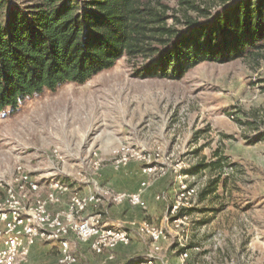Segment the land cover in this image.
Segmentation results:
<instances>
[{"label":"rangeland","instance_id":"rangeland-1","mask_svg":"<svg viewBox=\"0 0 264 264\" xmlns=\"http://www.w3.org/2000/svg\"><path fill=\"white\" fill-rule=\"evenodd\" d=\"M168 2L179 8L178 0ZM198 4L220 8L222 2ZM141 64L125 57L82 86L65 84L24 100L16 111L6 109L0 114V174L8 180L23 164L33 176L57 174L77 192L97 185L126 195L119 205L103 201L99 211L150 247L139 224L161 228L157 264H172L170 258L182 264L179 242L201 260L213 235L217 253H230V238L238 235L241 254L250 257L249 203L264 196V61L205 62L182 80L143 79L136 76ZM190 188L196 193L184 208L182 195ZM139 191L144 208L129 202ZM181 212L189 227L177 229ZM55 243H37L27 264H59ZM73 245L78 264H93L90 245Z\"/></svg>","mask_w":264,"mask_h":264},{"label":"trees","instance_id":"trees-1","mask_svg":"<svg viewBox=\"0 0 264 264\" xmlns=\"http://www.w3.org/2000/svg\"><path fill=\"white\" fill-rule=\"evenodd\" d=\"M221 2L0 0V114L125 57L142 60L138 77L172 80L205 62L264 61V0Z\"/></svg>","mask_w":264,"mask_h":264},{"label":"built area","instance_id":"built-area-1","mask_svg":"<svg viewBox=\"0 0 264 264\" xmlns=\"http://www.w3.org/2000/svg\"><path fill=\"white\" fill-rule=\"evenodd\" d=\"M54 156L63 159L59 151H54ZM93 166L98 170L100 162L96 161ZM4 176L0 174V264H27L37 242L58 243L59 264L79 263L74 243L90 244L96 255L106 254L110 262L116 260L120 246L132 244L127 230L118 225H106L103 212L99 211L103 201L110 199L119 205L126 200V195L111 194L110 190L97 185L93 191L77 192L57 174L33 176L23 164L15 167L8 180ZM142 187L145 188L146 184ZM195 193L194 188L185 190L182 195V201H186L182 205L184 208ZM66 197V206L51 212L52 206L61 205ZM129 202L134 207H145L140 191L130 195ZM173 209L174 214L178 208ZM188 219L187 214L175 219L177 229L189 227ZM139 232L149 238L153 246L150 255L134 264H157V254L162 250L161 241L165 239L164 231L142 222ZM178 246L182 264H212L209 260L191 258L190 248L185 242H179ZM227 264L238 263L229 261ZM243 264L253 262L248 258Z\"/></svg>","mask_w":264,"mask_h":264},{"label":"crops","instance_id":"crops-1","mask_svg":"<svg viewBox=\"0 0 264 264\" xmlns=\"http://www.w3.org/2000/svg\"><path fill=\"white\" fill-rule=\"evenodd\" d=\"M68 201V197L64 198L62 206L65 207ZM251 207V211L254 213L252 215V227L253 231L250 233L247 238L245 239V242L250 243V249H251V255L248 257L250 260L253 261V264H264V196H257L254 199V202L252 200V203H249ZM255 208V209H254ZM256 211V213H255ZM259 215V217H258ZM105 224L108 226H111L110 222L107 220H104ZM127 232L130 235L131 238V245L124 247L120 246V248L116 251V260L115 261H108L106 259L107 255L104 254L103 256L96 255L93 250L90 247V253L87 255V257L93 261V264H104L105 262L108 264H134L137 261L143 260L147 253L150 252L152 249L149 246V243L145 242V238L141 240H134L136 232H134L131 228H126ZM147 238V237H146ZM238 235L231 236L230 240L232 243H235V246L232 247V251L230 253H226L225 255L221 253H217L216 250L217 247V236L213 235L209 241V247L211 250H208V252L204 253L203 256H196L197 258L203 260L204 258H207L212 264H227L229 261H235L238 264H243L248 259L244 254H241L239 250L238 243L240 240L238 239ZM149 241H151L149 238H147ZM133 241V242H132ZM39 243V242H37ZM212 243V246H211ZM37 245V244H36ZM36 245L33 249H36ZM54 247L58 249V258L60 255V245L58 243L52 244ZM32 249V250H33ZM32 253V252H31ZM203 257V258H200ZM57 258V260H58ZM192 258V257H191ZM211 258V259H210ZM195 260V259H194ZM169 262L172 264H179L178 258H170Z\"/></svg>","mask_w":264,"mask_h":264}]
</instances>
